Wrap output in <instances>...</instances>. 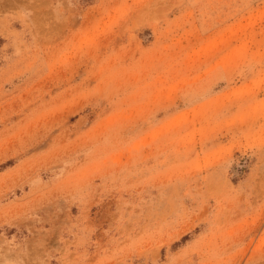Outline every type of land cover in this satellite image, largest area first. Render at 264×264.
<instances>
[{"label": "rangeland", "instance_id": "1", "mask_svg": "<svg viewBox=\"0 0 264 264\" xmlns=\"http://www.w3.org/2000/svg\"><path fill=\"white\" fill-rule=\"evenodd\" d=\"M0 264H264V0H0Z\"/></svg>", "mask_w": 264, "mask_h": 264}]
</instances>
